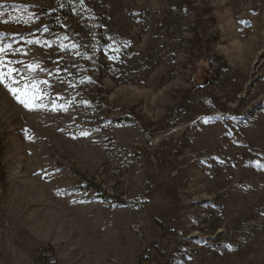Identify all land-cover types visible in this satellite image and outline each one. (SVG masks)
<instances>
[{
    "label": "rangeland",
    "instance_id": "obj_1",
    "mask_svg": "<svg viewBox=\"0 0 264 264\" xmlns=\"http://www.w3.org/2000/svg\"><path fill=\"white\" fill-rule=\"evenodd\" d=\"M0 167V264H264V0H0Z\"/></svg>",
    "mask_w": 264,
    "mask_h": 264
},
{
    "label": "trees",
    "instance_id": "obj_2",
    "mask_svg": "<svg viewBox=\"0 0 264 264\" xmlns=\"http://www.w3.org/2000/svg\"><path fill=\"white\" fill-rule=\"evenodd\" d=\"M60 1L63 12L69 15L70 18L73 17L74 8L77 7V3L79 2V0H60ZM197 42L201 47H204V41L200 35L197 38ZM0 170H2V167H0Z\"/></svg>",
    "mask_w": 264,
    "mask_h": 264
},
{
    "label": "snow or ice",
    "instance_id": "obj_3",
    "mask_svg": "<svg viewBox=\"0 0 264 264\" xmlns=\"http://www.w3.org/2000/svg\"><path fill=\"white\" fill-rule=\"evenodd\" d=\"M11 91L15 92L16 90L15 89H10Z\"/></svg>",
    "mask_w": 264,
    "mask_h": 264
}]
</instances>
